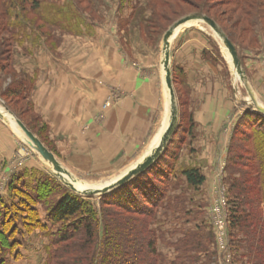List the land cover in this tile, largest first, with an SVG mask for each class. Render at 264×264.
<instances>
[{
	"label": "rangeland",
	"instance_id": "rangeland-1",
	"mask_svg": "<svg viewBox=\"0 0 264 264\" xmlns=\"http://www.w3.org/2000/svg\"><path fill=\"white\" fill-rule=\"evenodd\" d=\"M193 1L200 6L203 0ZM159 3L0 0V19L7 11L5 21L13 24L12 33L0 32V209L30 201L46 177L61 184L52 200L61 189L68 190L85 197L99 214L103 194L99 191L150 155L161 145L162 135L172 130L156 161L165 158L162 165L171 181L150 226L158 239L161 264L170 263L179 253L172 243L199 227L213 233L214 264H248L247 258L238 256L248 250L245 235L231 227L234 209L237 204L244 206L246 197L232 185L244 177L243 171H251L245 166L249 155L243 139L257 126L245 115L252 112L251 121H264L254 106L264 107V6L256 8L261 16L253 18L256 31L252 33L248 19L233 3L208 1L204 7L240 43L235 47L241 71L235 68L223 38L207 23L194 21L175 32L169 63L175 72L173 98L164 79V35L176 21L195 14L198 6L173 0L165 6ZM101 40L102 51L107 56L112 51L117 63L109 66L102 60V105L95 115L99 127L95 131L101 137L94 147L92 133L81 143L55 134L36 100L33 66L39 64L38 57L70 63ZM25 76L30 84L25 85L24 96L11 95L12 86ZM174 109L177 118L171 122ZM12 121L30 130L54 161L25 140V131L17 130L20 136ZM235 159L241 161L235 165ZM189 167L205 176L201 187L190 186L181 174ZM33 205L47 229L29 232L20 226V245L6 257V264H47L51 234L61 224L51 225L46 203ZM260 210L264 214L261 206ZM234 232L243 241L242 249L231 245ZM125 247L120 244L114 254Z\"/></svg>",
	"mask_w": 264,
	"mask_h": 264
},
{
	"label": "trees",
	"instance_id": "trees-1",
	"mask_svg": "<svg viewBox=\"0 0 264 264\" xmlns=\"http://www.w3.org/2000/svg\"><path fill=\"white\" fill-rule=\"evenodd\" d=\"M159 1L163 6L168 5L167 0ZM173 1L198 6L195 14L212 18L221 33L237 45L238 42L218 20L206 12L208 9L204 8L208 1L212 3L217 0H203L200 3L201 7L193 0ZM221 1L236 5L248 19L249 31L251 33L256 31L255 16H261L256 8L264 6L263 0ZM8 15L6 11L0 19V32H13V28L9 27L13 24L10 25L8 19L5 21ZM172 24L173 21L169 25ZM171 72L174 79L175 72ZM25 77V80L15 82L11 95L24 96L27 90L25 85L30 84L29 77ZM257 113L261 114L264 120V114ZM245 118L257 128L255 127L254 133H246L243 139L248 145L246 151L249 155L245 166L250 167L251 171H243L244 177L232 185L236 190H242L241 194H245L246 199L244 206L236 205L231 217V227L245 235L244 242L248 250L239 254V259L247 258L248 264H264V214L260 210V206L264 210V121H251L252 112L246 113ZM235 131L238 130L235 128ZM160 155H163V151ZM164 160L165 158L158 162L156 160L147 170L125 184L103 193L99 214L85 197L68 190L61 189L58 197L52 200V194L61 188V184L45 177L34 197H30V201L20 205L10 204L7 208L0 209V264H6V257L20 245L18 237L22 234V226L29 232L38 228L47 229L33 205L39 201L46 203L47 219L51 225L61 224L56 233L51 234V243L47 248V264H161V255L157 251L158 239L150 226L156 209L166 198L168 184L171 181L170 174L164 169L165 164L162 165V162H167ZM239 161L241 160L235 159V165ZM181 174L186 182L195 188L201 187L206 180L197 168H186ZM241 186L243 188L239 189ZM115 210L116 213L113 212ZM120 230L124 233L120 234ZM231 237V245L236 250L242 249L243 241L238 239V234L234 232ZM122 243L126 247L119 255H115L114 251ZM214 243L213 233L203 227L189 231L176 243H172L177 246L179 253L170 263L163 264H214L215 253L212 252Z\"/></svg>",
	"mask_w": 264,
	"mask_h": 264
},
{
	"label": "crops",
	"instance_id": "crops-1",
	"mask_svg": "<svg viewBox=\"0 0 264 264\" xmlns=\"http://www.w3.org/2000/svg\"><path fill=\"white\" fill-rule=\"evenodd\" d=\"M106 54V51H102L101 40L95 49L90 47L70 63L59 58L49 62L46 57H42L43 60L39 59L41 57L35 59L39 63L33 66L37 78L36 100L42 107L41 111L49 117L56 135L72 141L78 138L81 143V138L92 133L96 137L94 147H98L97 138L100 134L95 131L99 128L95 115L102 105V60L109 66L117 63L112 51L109 56ZM164 79L166 82V76ZM130 100L128 98L126 102ZM12 127L16 132L19 130ZM113 141V147L116 148L117 141ZM100 149L102 154V144Z\"/></svg>",
	"mask_w": 264,
	"mask_h": 264
},
{
	"label": "water",
	"instance_id": "water-1",
	"mask_svg": "<svg viewBox=\"0 0 264 264\" xmlns=\"http://www.w3.org/2000/svg\"><path fill=\"white\" fill-rule=\"evenodd\" d=\"M193 21H203V22L207 23L216 34H218L220 37H222L225 46L227 47L228 51L230 52V55L232 57L235 68L238 71H241V69H242L241 61H240L238 51L236 50L235 45L231 42V40L228 37L224 36L221 33V31L218 28L216 21H214L212 18H210L208 16H199L197 14H191V15L184 16L181 19H179L178 21H176L172 25V27L164 35L163 64H164V67L166 68V84H167L173 98L175 95H174L173 84H172V75H171L172 73H171V69L169 67L171 40H172V38H173V36L177 30H181L189 22H193ZM173 103H175V100H173ZM254 106L258 112L264 114V107L259 106L257 104H254ZM172 113H173V115L171 118V120H172L171 122H174L177 118L176 110L175 109L172 110ZM19 124L22 126V128H24V131L26 132V137L28 136V138H29V139L26 138L25 140L31 146L37 148L45 159H48V160L53 162L54 161V155L43 145V143L38 138L35 137V135L30 130H28L26 127H23L22 123H19ZM171 133H172V130L168 131L167 136L162 135L161 145L157 149H153L151 151L150 155H148L145 159L137 162L131 169L126 171L123 175H121L119 178H117L114 182L103 187L99 191V193L109 192V191L115 189L116 187L125 184L130 179H132L134 176H136V175L144 172L145 170H147L160 156L161 151H162V145L164 144V142L166 140L169 139V136ZM85 192H88V190L87 191L85 190Z\"/></svg>",
	"mask_w": 264,
	"mask_h": 264
},
{
	"label": "bare ground",
	"instance_id": "bare-ground-1",
	"mask_svg": "<svg viewBox=\"0 0 264 264\" xmlns=\"http://www.w3.org/2000/svg\"><path fill=\"white\" fill-rule=\"evenodd\" d=\"M194 22V21H193ZM189 23H192V22H189ZM188 23V24H189ZM12 125L13 126H15L17 129H19V130H23L24 131V129L22 128V126L20 125V124H18V123H16V122H14V121H12ZM26 137V136H25ZM160 138V137H159ZM162 138V137H161ZM26 139V138H25Z\"/></svg>",
	"mask_w": 264,
	"mask_h": 264
}]
</instances>
